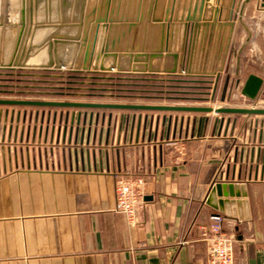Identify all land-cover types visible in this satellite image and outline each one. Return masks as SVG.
Instances as JSON below:
<instances>
[{"label": "crops", "instance_id": "1", "mask_svg": "<svg viewBox=\"0 0 264 264\" xmlns=\"http://www.w3.org/2000/svg\"><path fill=\"white\" fill-rule=\"evenodd\" d=\"M244 56L264 70L260 0L245 3L236 19L227 60ZM165 76L99 74L95 85L86 78L95 86L87 88L116 98L181 93ZM229 82L219 81L222 95ZM26 111L0 108V264H208L201 233L212 213L223 216L233 237V264H264L263 117ZM122 174L145 180L134 225L115 209V177ZM216 183L225 185L210 205Z\"/></svg>", "mask_w": 264, "mask_h": 264}, {"label": "water", "instance_id": "2", "mask_svg": "<svg viewBox=\"0 0 264 264\" xmlns=\"http://www.w3.org/2000/svg\"><path fill=\"white\" fill-rule=\"evenodd\" d=\"M250 1L236 7L238 0H0V69L64 71L83 78L211 77L212 98L236 19ZM263 84V77L250 73L241 94L254 99ZM0 105L264 115V108L71 100L0 98ZM221 185L211 187L208 204L213 194L221 195ZM228 188L231 194L230 183Z\"/></svg>", "mask_w": 264, "mask_h": 264}, {"label": "rangeland", "instance_id": "3", "mask_svg": "<svg viewBox=\"0 0 264 264\" xmlns=\"http://www.w3.org/2000/svg\"><path fill=\"white\" fill-rule=\"evenodd\" d=\"M250 57L244 56L242 61L235 63V59L230 57L226 61L224 70L220 74V80L226 79L228 88L224 91L223 95L218 90V86L215 90L213 97L211 98L212 90V78L210 77H191L185 76H165L167 79H191V80H204L208 86L200 89L196 87L197 81L181 82L176 81V84L182 86V92H153L151 96L142 98L139 97H115L116 95H106L104 91L89 89L87 78L75 77L73 74L64 71L53 70H35V69H19V70H4L0 69V98L4 99H33V100H63V101H93L103 102L113 101L124 103L135 102H176V103H197L198 106H210L212 108L217 107H244V108H264V84L261 88L259 95L254 99H249L241 94L242 80L246 79L250 73L259 75L264 79V72L258 70L259 64L249 60ZM257 72V73H254ZM219 80V81H220ZM171 81V80H168ZM165 83L162 81V84ZM203 83V82H202ZM170 84H172L170 82ZM175 84V82H174ZM219 84V83H218ZM95 85V84H94ZM193 85V86H190ZM95 87V86H93ZM161 87V86H160ZM158 87V89H161ZM178 87V86H175ZM87 88V89H86ZM157 89V87H155ZM163 88V87H162ZM169 88V87H167ZM171 89V88H169ZM178 89V88H175ZM198 89V90H197ZM197 91V92H196ZM90 93V94H87ZM145 95V94H144ZM144 97V98H143ZM185 97V98H183ZM150 104V103H149ZM0 108L5 109H28V116L31 115V111L38 106H19V105H0ZM51 108V107H50ZM57 108V107H53ZM66 109V108H59ZM214 113V112H212ZM215 114V113H214ZM17 116V115H16ZM23 116V114H22ZM35 116V114H34ZM263 117L264 115H258Z\"/></svg>", "mask_w": 264, "mask_h": 264}, {"label": "built area", "instance_id": "4", "mask_svg": "<svg viewBox=\"0 0 264 264\" xmlns=\"http://www.w3.org/2000/svg\"><path fill=\"white\" fill-rule=\"evenodd\" d=\"M144 184L145 180L141 176L129 177L122 174L115 177V209L131 225L137 223L138 213L145 203ZM223 221L222 215L210 214L209 225L201 233L208 264H233L234 240L223 230Z\"/></svg>", "mask_w": 264, "mask_h": 264}, {"label": "trees", "instance_id": "5", "mask_svg": "<svg viewBox=\"0 0 264 264\" xmlns=\"http://www.w3.org/2000/svg\"><path fill=\"white\" fill-rule=\"evenodd\" d=\"M96 79H97V77H93V78H92L93 85H94V81H95ZM202 80H206V79H205V78H202ZM170 82H171L172 84H170ZM170 82H169V84H170V86L172 85L171 87L178 86V83L176 84V81H175V80H171ZM174 82H175V84H174ZM201 82H203V83H201V84L203 85L202 87L208 86V85H206V84L204 83L205 81H201ZM190 86H193V85H190ZM171 87H170V88H171ZM196 87H197V86H196ZM202 87H201V88L198 87L199 90H200V89H203ZM197 90H198V89H197Z\"/></svg>", "mask_w": 264, "mask_h": 264}, {"label": "flooded vegetation", "instance_id": "6", "mask_svg": "<svg viewBox=\"0 0 264 264\" xmlns=\"http://www.w3.org/2000/svg\"><path fill=\"white\" fill-rule=\"evenodd\" d=\"M181 82H182V81H181ZM201 83H202V82H201L200 80H199V81L197 80V87H200V88H201V87L203 86ZM178 85H179V84H178ZM181 86H182V85H181ZM199 91H200V90H199Z\"/></svg>", "mask_w": 264, "mask_h": 264}]
</instances>
